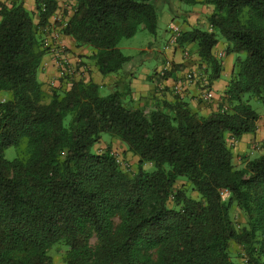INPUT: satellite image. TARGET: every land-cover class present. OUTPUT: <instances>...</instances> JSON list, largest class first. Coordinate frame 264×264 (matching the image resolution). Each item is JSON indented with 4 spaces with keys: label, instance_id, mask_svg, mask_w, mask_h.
Segmentation results:
<instances>
[{
    "label": "trees",
    "instance_id": "1",
    "mask_svg": "<svg viewBox=\"0 0 264 264\" xmlns=\"http://www.w3.org/2000/svg\"><path fill=\"white\" fill-rule=\"evenodd\" d=\"M7 1L0 2V264H56V247L65 248L63 264H264V153L236 163L229 141L257 131L261 114L251 98L264 106V0H201L213 6L209 28L179 37L199 56L210 87L223 71L213 52L218 34L236 55L223 101L208 115L180 96L150 110L129 107L124 92L104 93L92 79L45 92L39 27L57 0H36L38 24L24 0ZM74 3L63 32L93 49L104 76L132 60L119 47L123 38L158 32L155 0ZM103 133L138 157L135 172L123 169L111 143L94 149ZM10 147L13 159L5 156ZM234 207L245 216L241 227ZM233 242L244 262L233 257Z\"/></svg>",
    "mask_w": 264,
    "mask_h": 264
},
{
    "label": "crops",
    "instance_id": "2",
    "mask_svg": "<svg viewBox=\"0 0 264 264\" xmlns=\"http://www.w3.org/2000/svg\"><path fill=\"white\" fill-rule=\"evenodd\" d=\"M6 1L8 4L10 1ZM186 2L190 7H184L183 3ZM58 7L54 14L49 18L46 26H51L60 32V42L67 48L68 56L71 61L77 66L79 74L76 80L88 81L94 80L99 84H112L121 85L124 83V94L129 100L133 101L135 106H145L147 110L155 108L157 105L162 104L164 101L174 102L179 96L174 95L172 86L174 83L185 75L189 70L199 72L198 63L200 58L196 53H191L190 59L184 56L185 47L178 45L177 47L165 48L171 35L178 31L189 30L197 26H205L209 28L208 15L213 11V6L201 2V0H155V5L158 9V32L156 36L152 34V39H149L146 47H135L142 52L141 64L145 67L144 72H139V67L129 65L124 69V75L128 81H123V76L118 73L104 76L100 71L92 57L93 49L87 45H78L76 40L63 32L64 26L74 14L75 3L74 0H57ZM24 5L33 13V18L36 24L40 21V15L36 8V0H24ZM166 5L169 8L166 9ZM182 18V22L178 21ZM162 22V25H160ZM45 26H40L43 29ZM148 40V39H147ZM215 46L213 52L223 65L221 77L214 81L212 89L215 92V97L211 104L205 101L201 95L199 87L195 84L189 85L185 92L179 97L187 101L190 106L204 115H208L213 111L218 110L223 99L222 96L231 79L234 70L235 54L227 53V42H223V46ZM194 46L191 44L189 47ZM193 48V47H192ZM121 49V48H120ZM123 52V51H122ZM222 54V56H219ZM126 55V54H125ZM129 56V55H127ZM169 58L172 61V68L162 77L159 75L164 61ZM156 59L159 63L149 71L146 64L149 60ZM149 71V72H147ZM39 78L42 82V88L45 92L50 93L53 87L63 84L60 78V73L57 65L55 64L53 53L47 52L42 59ZM55 82L54 86L49 83ZM127 86H129L127 88ZM264 140V114L261 115L258 121V129L255 133L244 134L240 139L234 141L230 138V142H234V161L237 163L240 158H251L255 152H252L254 142ZM113 144L122 146L127 149L126 145L119 139L113 138ZM264 151L261 152L263 154ZM138 160V157L135 156Z\"/></svg>",
    "mask_w": 264,
    "mask_h": 264
},
{
    "label": "rangeland",
    "instance_id": "3",
    "mask_svg": "<svg viewBox=\"0 0 264 264\" xmlns=\"http://www.w3.org/2000/svg\"><path fill=\"white\" fill-rule=\"evenodd\" d=\"M168 5H166L167 7ZM184 7H190L191 5H189L188 3L184 2L183 3ZM167 10L169 9L168 7L166 8ZM29 10V9H28ZM31 11V10H29ZM182 18H179L178 21L182 22ZM160 25H162V22H160ZM203 28H207L205 26H202ZM218 38L220 41V45L219 46H223L222 43L225 42V38L221 35L218 34ZM148 39V40H147ZM149 39H152V34L142 28L141 30H139L137 32L136 35H134L133 37L130 38H123L119 44V47L121 48V50L123 51L124 54L132 56V62L129 64L134 65L137 67H139V72H144L145 71V67H142L141 64V59H142V52L138 49H136L135 47H146L147 43L149 42ZM159 62L156 59H152L149 60L147 62V64L145 65L146 68L149 71H152L153 68L155 69V67L157 66ZM128 63L125 64L124 69L128 68ZM124 69H121L119 74L122 75L123 81L126 80L128 81V79L125 77L124 75ZM201 72H204V70L202 68ZM147 71V72H149ZM129 86H127L128 88ZM118 90L120 92L124 91V83L121 85H112V84H107L103 90L104 93H110L112 91ZM213 101H209L208 104H211ZM251 104L252 106L262 115L264 114V106L262 104V102L260 100H258L256 97L251 98ZM124 103L125 105L131 107L134 106L133 101L129 100L128 97L124 98ZM195 110V109H194ZM113 136L109 133H103L102 134V139L100 144H97L96 146H94V149L101 151L104 150L105 148H107V146H109V144L111 143L112 146V151L114 153H116L118 155V158L121 161V166L123 167V169H125L126 171L129 172H135L137 170V163L138 160L135 157V155H133L131 152H129L127 149H125L122 146H118L117 144H113ZM234 152V150H233ZM261 152H255L253 155H251V158H255L261 155ZM18 155V151L16 147H10L8 149L5 150V156L8 159H13ZM239 167H242L243 164L242 163H238ZM148 167H150V165H148ZM181 184V181L178 182V185ZM193 195H196V193L192 192ZM232 214L234 217V220L237 224L238 227L243 226L244 222H245V216L243 214V212L238 209L237 207H234L232 209ZM96 242V238L92 239V243L94 244ZM65 248L63 247H56L52 250V255L54 257L55 263L56 264H63V254H64ZM232 252H233V257L241 262H244L243 260V251H242V247L236 243H232Z\"/></svg>",
    "mask_w": 264,
    "mask_h": 264
},
{
    "label": "built area",
    "instance_id": "4",
    "mask_svg": "<svg viewBox=\"0 0 264 264\" xmlns=\"http://www.w3.org/2000/svg\"><path fill=\"white\" fill-rule=\"evenodd\" d=\"M42 31V46L43 48L47 49V52L53 53L54 61L59 69L61 80L65 83L77 81L76 77L79 74V70L68 56L66 46L60 42V32L57 29H53L51 26L43 27ZM180 35V32H174L169 38V41L166 44L165 48L167 49L170 47H177L179 45L178 40ZM190 55L191 54L189 50L185 49L184 56L190 59ZM219 56H222V54H220ZM171 68L172 61L169 58H166L161 70L159 71V75L165 76L171 70ZM49 84L51 86H54L55 82L52 80ZM192 84H195L199 87L200 95L205 101H211L214 99L215 92L212 87L209 86V82L200 71H187L183 77H181L174 83V85L172 86V92L176 96H181L188 88V86ZM262 147L263 142L261 141L254 142L252 146L254 151L261 150ZM114 155L117 156L116 153H114Z\"/></svg>",
    "mask_w": 264,
    "mask_h": 264
}]
</instances>
